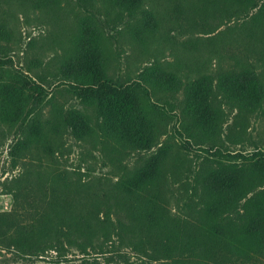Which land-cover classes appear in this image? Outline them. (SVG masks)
<instances>
[{"label":"trees","instance_id":"obj_1","mask_svg":"<svg viewBox=\"0 0 264 264\" xmlns=\"http://www.w3.org/2000/svg\"><path fill=\"white\" fill-rule=\"evenodd\" d=\"M110 1L141 14L133 33L136 40L146 41L156 31L157 20L144 8V0ZM4 32L0 29L1 35ZM71 44L59 69L63 81L101 121L95 128L92 119L79 111L64 114L56 109L50 120L42 122L44 85L25 74L12 76L11 84L1 85L0 122L18 127L23 136L14 146L13 160L30 153L33 146L44 147L50 135L59 136L66 129L79 139L99 135L119 154L155 148L165 114L152 103L146 87L141 94L139 87L113 82L95 21L83 19ZM146 79L174 91L182 83L168 72L150 71ZM184 94V114L210 146L211 150L204 149L207 162L195 169L186 166L182 156L189 151L187 142L171 161L173 146L164 143L141 167L125 172L99 193L90 183L71 184L62 175L50 180L34 177L25 167L14 180L19 190L48 183L49 197L30 221L14 224L9 240L0 241L4 248L22 260H39L50 253L65 259L73 247L82 255H89V249L99 251L97 255L108 253L106 246L112 247L117 239L140 258V264H249L264 259V151L232 154L218 146L225 116L220 103L228 102L245 115L262 110L264 74L245 68L219 72L215 78L201 75L186 84ZM183 169L190 176L184 181L182 214H175L170 181ZM119 214L126 222L114 219Z\"/></svg>","mask_w":264,"mask_h":264},{"label":"rangeland","instance_id":"obj_2","mask_svg":"<svg viewBox=\"0 0 264 264\" xmlns=\"http://www.w3.org/2000/svg\"><path fill=\"white\" fill-rule=\"evenodd\" d=\"M144 8L155 16L157 29L146 41H139L133 33L141 14L122 10L110 0H0V29L5 30L0 34V94L1 85L11 84L12 76L25 74L46 89L42 122L50 120L56 109L64 114L79 111L90 117L93 125L100 122L96 111L65 84L59 70L72 50V40L79 35L81 22L91 18L100 30L106 70L113 82L119 86L132 84L141 94V88L146 87L152 103L165 114L162 134L152 150L119 154L99 135L79 139L66 129L59 136L50 135L48 144L33 146L30 153L16 161L12 158L14 146L23 136L18 127L0 122V241L9 240L14 224L30 221L36 214L34 210L48 200V183L19 190L14 180L23 175L25 167L31 168L28 172L34 177L50 180L62 175L71 184L90 183L94 193H99L125 172L141 167L164 143L173 146L170 160L174 161L179 147L187 142L189 151L182 157L186 166L195 169L207 162L204 149H211L203 133L184 114L186 84L201 75L215 78L219 72L245 68L264 74V0L250 4L231 0H144ZM150 71L174 74L182 81L180 89L147 83ZM220 104L225 116L218 146L232 154L264 151V108L245 115L228 102ZM240 134L245 135L244 140L235 138ZM181 172L170 181L176 197L171 204L175 214H182L184 181L190 176L185 169ZM113 217L126 222L122 214ZM113 242L104 254L89 249V255H82L73 247L65 259L50 253L39 260H22L0 243V264L141 263L126 244L117 239ZM249 264H264V259Z\"/></svg>","mask_w":264,"mask_h":264}]
</instances>
